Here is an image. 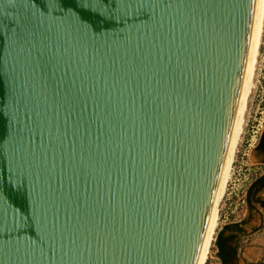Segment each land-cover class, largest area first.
<instances>
[{
	"label": "water",
	"instance_id": "95a60500",
	"mask_svg": "<svg viewBox=\"0 0 264 264\" xmlns=\"http://www.w3.org/2000/svg\"><path fill=\"white\" fill-rule=\"evenodd\" d=\"M257 0H0V264H198Z\"/></svg>",
	"mask_w": 264,
	"mask_h": 264
},
{
	"label": "rangeland",
	"instance_id": "374dc122",
	"mask_svg": "<svg viewBox=\"0 0 264 264\" xmlns=\"http://www.w3.org/2000/svg\"><path fill=\"white\" fill-rule=\"evenodd\" d=\"M260 54L256 65L246 112L244 133L238 145L231 179L220 204V220L216 233L230 222L241 221L248 216L247 192L252 182L264 172V164L256 154V148L264 132V26ZM264 213H257L252 222L259 230L245 239L246 247L253 244L256 236L264 234ZM215 240L207 264H220ZM250 247V246H249Z\"/></svg>",
	"mask_w": 264,
	"mask_h": 264
},
{
	"label": "bare ground",
	"instance_id": "6f19581e",
	"mask_svg": "<svg viewBox=\"0 0 264 264\" xmlns=\"http://www.w3.org/2000/svg\"><path fill=\"white\" fill-rule=\"evenodd\" d=\"M263 26H264V0H257L254 30H253L251 48H250V53H249V58H248L247 69H246V77H245L244 87L242 91V97L240 100L238 115L236 118L234 131L232 134L230 150H229L226 166L224 169V173L222 176V181H221L216 205L214 208V212H213L212 219L210 222V227L208 230V234H207L198 264L208 263V260L210 258L211 249L213 247L215 236H216V233L219 227L220 204L225 196L227 184L229 180L231 179L236 151L240 143L241 137L244 133L248 102H249V98L251 97L250 96L251 91H253L252 84H253V79L255 75L256 65L258 63L257 61L259 59V54L261 50L260 46H261V41H262Z\"/></svg>",
	"mask_w": 264,
	"mask_h": 264
},
{
	"label": "trees",
	"instance_id": "16d2710c",
	"mask_svg": "<svg viewBox=\"0 0 264 264\" xmlns=\"http://www.w3.org/2000/svg\"><path fill=\"white\" fill-rule=\"evenodd\" d=\"M256 154L264 164V132L256 148ZM246 202L248 216L241 221L230 222L218 231L215 246L220 264H236L242 249L246 246L245 239L250 234L248 227L251 226L252 232L259 229L254 226L252 219L257 213H264V172L250 185Z\"/></svg>",
	"mask_w": 264,
	"mask_h": 264
},
{
	"label": "crops",
	"instance_id": "0c3cea01",
	"mask_svg": "<svg viewBox=\"0 0 264 264\" xmlns=\"http://www.w3.org/2000/svg\"><path fill=\"white\" fill-rule=\"evenodd\" d=\"M250 246V247H249ZM241 251L240 260L236 264L258 263L264 257V234L256 236L253 244Z\"/></svg>",
	"mask_w": 264,
	"mask_h": 264
},
{
	"label": "flooded vegetation",
	"instance_id": "af4514ba",
	"mask_svg": "<svg viewBox=\"0 0 264 264\" xmlns=\"http://www.w3.org/2000/svg\"><path fill=\"white\" fill-rule=\"evenodd\" d=\"M259 142H260V141H259ZM248 229H249V232H250V234L248 235V237L251 236V235H253L255 232H257V231L259 230V229H258L257 231L252 232V228H251V226H249ZM251 232H252V233H251ZM244 249H245V248H243L242 251H243ZM239 260H240V257H239V259H238L237 261H239ZM253 264H264V257H263L262 260H260L258 263H253Z\"/></svg>",
	"mask_w": 264,
	"mask_h": 264
}]
</instances>
